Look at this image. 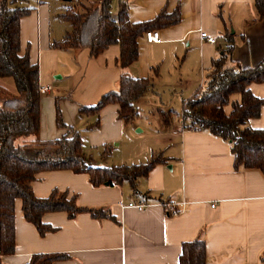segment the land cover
Returning <instances> with one entry per match:
<instances>
[{"label":"crops","instance_id":"1","mask_svg":"<svg viewBox=\"0 0 264 264\" xmlns=\"http://www.w3.org/2000/svg\"><path fill=\"white\" fill-rule=\"evenodd\" d=\"M74 1H16L14 7L29 9L19 19V55L27 53L29 64L37 67L38 89L47 88L39 91V140L67 135L65 129L55 125L57 107L62 124L81 138L87 130L89 148H97L119 140L122 128L116 117L118 106L106 105L97 116L79 115L78 110L95 106L101 97L117 91L120 71L115 61L119 48L111 45L91 58L88 49L50 47L68 29L58 30L56 37L51 35L52 9H62ZM252 5L253 0H111V16L115 18L125 8L133 24L178 13L176 24L149 31L157 33L156 43H147L144 37L138 40L137 59L126 70L131 77L148 79L151 84L134 101V118H138L136 109L148 97L156 98L161 108L169 111L157 109L153 115L154 129L149 137L152 150L148 155L145 122L133 125L129 133L143 138H137L140 145L120 162L123 166L138 165L155 157L163 162L137 179L136 193L127 183L92 188L84 174L38 173L31 183L35 198L45 199L53 190L65 192L68 197L76 196L79 207L106 210L112 220H95L86 213L73 219L63 212L45 213L40 221L52 231L40 236L23 219L20 201L15 200L13 253L0 257L1 264H26L34 254L67 256L52 264H178L181 245L198 237L204 242L205 264L259 263V256L264 253L263 175L255 169L235 170L226 142L204 132L181 129V109L172 113L167 126L161 124L158 114L170 112L172 100L179 99L182 107L201 87L211 61L226 50L229 41V60L233 64L250 68L262 59L264 20L248 24L253 18ZM199 31L214 38L215 44L199 40ZM161 89L168 95L162 94ZM248 90L263 105L259 115L249 119L246 126L263 130L264 83H251ZM96 119L98 128L88 129ZM138 160L144 161L137 163ZM139 200L147 204L141 211L121 207ZM167 202L176 204L177 215L167 214L161 206ZM181 202L184 204L179 207Z\"/></svg>","mask_w":264,"mask_h":264},{"label":"trees","instance_id":"2","mask_svg":"<svg viewBox=\"0 0 264 264\" xmlns=\"http://www.w3.org/2000/svg\"><path fill=\"white\" fill-rule=\"evenodd\" d=\"M18 0H0V81L10 78L13 91L0 84V257L13 253V204L20 201L23 219L42 236L52 231L40 221L45 213L63 212L73 219L86 213L92 219L112 220L103 209H86L77 205L76 196L53 190L49 197L37 199L31 191L35 175L41 172L69 171L87 176L92 188L119 186L127 183L136 193L135 182L145 177L160 158H152L144 164L128 166H95L90 156L82 150V138L78 132L66 128L55 108V125L65 129L67 135L59 139L41 141L39 130L38 71L30 65L27 53L19 55V19L29 13L27 8L14 7ZM69 2V1H68ZM84 0L67 3L56 15L66 23L67 30L60 41L50 44L52 49H88L91 58L97 57L111 45L119 48L115 65L120 71L117 91L101 97L95 106L79 108L78 114L97 116L100 109L109 104L118 106L117 120L123 125L131 123L135 116L136 101L150 87L148 79L131 77L126 70L137 59L138 40L146 32L167 27L178 22V13L160 15L153 21L133 24L125 8L116 17L110 14L111 0ZM254 17L248 22L264 20V0H253ZM163 19V20H162ZM226 37L230 36L226 33ZM232 45L214 60L201 87L181 107V129H194L226 142L237 170H258L264 177V129L252 130L246 126L249 119L259 115L263 101L248 90L251 83H264V56L253 67L242 68L229 59ZM239 96V99H234ZM229 106L230 111L225 112ZM164 126L169 125L172 112L159 111ZM99 122L88 129L98 128ZM106 152V150H104ZM64 254H34L26 264H52L66 260ZM1 264V263H0ZM178 264H205L204 242L197 239L181 245ZM264 264V253L259 263Z\"/></svg>","mask_w":264,"mask_h":264},{"label":"rangeland","instance_id":"3","mask_svg":"<svg viewBox=\"0 0 264 264\" xmlns=\"http://www.w3.org/2000/svg\"><path fill=\"white\" fill-rule=\"evenodd\" d=\"M85 3V2H84ZM60 7H55L52 9L49 19H50V26L51 31L53 34H51L53 37H56V33L58 30L61 32L63 28L67 29L66 23H62L57 20L56 15L61 12ZM253 17H254V11H253ZM64 31V30H63ZM4 87H7V90L13 91V83L10 78H6L2 81V84ZM162 94L168 95V92L164 89L160 90ZM141 107L136 109V112L138 113V118H133V121L129 123L128 125H123L121 123V132L119 134V140L105 144L103 146H96L94 148H89L88 140L87 139V133L86 131L83 132L82 141H83V152L85 155L90 156L93 160V164L95 166L103 165V166H123L122 162H120L123 159H126L128 154H132V151L135 149L136 146L140 145L139 139H142L143 137H135V135H131L129 132L132 130L133 125L139 123L140 121H144L145 123V155L149 154V151L151 149V143L149 141L150 132L154 129V117L157 109H161L163 111H169L167 109L161 108L159 101L155 98H145L144 101L141 102ZM170 110L172 113L177 114L180 112L181 109V103L179 99L172 100L170 103ZM230 111V107H225V112L228 113ZM96 121V120H95ZM89 122V121H88ZM95 123V122H94ZM125 128V129H124ZM97 128H93V130H96ZM135 134V133H133ZM120 143V144H119ZM106 150V152L104 151ZM141 159V158H140ZM147 158H145L146 161ZM140 163L144 160H138Z\"/></svg>","mask_w":264,"mask_h":264},{"label":"built area","instance_id":"4","mask_svg":"<svg viewBox=\"0 0 264 264\" xmlns=\"http://www.w3.org/2000/svg\"><path fill=\"white\" fill-rule=\"evenodd\" d=\"M198 37L199 40L204 41L208 44L214 45L215 44V39L212 37H208L206 36V34L204 32H198ZM144 39L145 42L147 43H156L158 41V35L156 32H146L144 34ZM47 90V88H42L39 91L40 92H45ZM189 130H194V129H189ZM184 203H180L178 206L182 207ZM147 206V204L144 203V201H138V202H129L123 206H121L122 208H132L135 209L136 211H141L143 210L145 207ZM161 206L164 208L165 211H167V214L170 216H174L177 215L179 213V211L177 210V206L175 203L173 202H167V203H163L161 204Z\"/></svg>","mask_w":264,"mask_h":264},{"label":"water","instance_id":"5","mask_svg":"<svg viewBox=\"0 0 264 264\" xmlns=\"http://www.w3.org/2000/svg\"><path fill=\"white\" fill-rule=\"evenodd\" d=\"M63 1H66V2H68L69 0H63Z\"/></svg>","mask_w":264,"mask_h":264}]
</instances>
